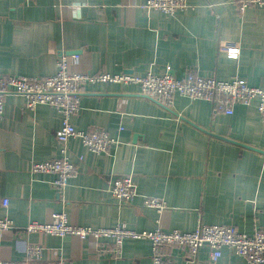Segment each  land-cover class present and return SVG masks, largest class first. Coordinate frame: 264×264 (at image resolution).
I'll list each match as a JSON object with an SVG mask.
<instances>
[{"label": "crops", "instance_id": "obj_1", "mask_svg": "<svg viewBox=\"0 0 264 264\" xmlns=\"http://www.w3.org/2000/svg\"><path fill=\"white\" fill-rule=\"evenodd\" d=\"M141 0H0V74L47 76L67 56L83 72L163 73L187 71L264 85V7L240 11L234 0H187L174 14L146 11ZM220 41L237 42V58ZM73 54L78 60L73 61ZM81 110L71 118L80 130L99 128L117 140L94 153L78 138L66 142L74 174L57 189L50 173L30 171L32 161L61 156L55 132L61 114L22 95L4 98L0 123V219L13 227L0 234V257L18 260L32 245L42 247L29 264H152L151 243L126 237L116 248L110 237H62L25 233L30 221L47 223L64 212L76 226L135 231H191L198 221L233 225L247 234L264 229V113L236 104L216 112L203 99L175 94L169 106L138 93L135 84H84ZM131 174L137 194L118 204L105 188L113 176ZM161 199L162 210L144 198ZM7 199L6 206L1 200ZM172 264H251L223 247L211 261L208 247L189 257L163 246ZM264 264V262L262 263Z\"/></svg>", "mask_w": 264, "mask_h": 264}, {"label": "built area", "instance_id": "obj_2", "mask_svg": "<svg viewBox=\"0 0 264 264\" xmlns=\"http://www.w3.org/2000/svg\"><path fill=\"white\" fill-rule=\"evenodd\" d=\"M237 9L242 11L246 7H264V0H234ZM140 7L146 11H160L164 14H174L187 7V0H141ZM219 47L224 55L237 58L240 54V45L232 41H220ZM73 54V61L78 60ZM71 61L67 56L57 61L56 71L47 76H16L0 74V123L3 118L4 98L15 93L25 98L26 107L30 110L38 104H46L55 108L61 114L60 127L55 132V138L61 143V156L43 161H32L30 171L35 173H50L54 175L52 184L57 189H63L68 179L74 174V164L66 155V142L71 138H78L81 143L94 153L107 151L117 143L105 130L94 128L80 130L73 126L71 118L81 110L80 95L84 84L117 83L122 85L135 84L138 93L169 106L175 94L191 100L203 99L208 101L212 109L225 114L233 113L236 104L254 105L259 113H264V85L252 86L239 77L221 80L215 77L203 76L194 71H187L183 77H177L166 67L163 73L146 71L137 73H88L71 68ZM105 192L113 197L118 204H130L137 194V184L131 174L113 176L108 179ZM146 207L162 210L164 202L154 196H146L143 200ZM7 199L1 200L6 206ZM52 219L47 223L30 221L23 230L25 233H44L55 236L75 235L85 237H110L116 248L122 240L130 238H146L150 240L152 264H172L164 256L163 246H178L185 249L189 257H195L197 251L208 247L211 261L221 256V250L226 247L235 254L245 258L251 264L264 262V229L255 230L252 234L239 231L233 225L206 224L198 221L191 231L177 229L164 230L156 227L152 231H135L124 224H117L109 228H93L76 226L68 222L64 212H54ZM14 228L8 217L0 219V234ZM42 247L32 245L25 250L23 258L18 260L0 257V264H29L31 260L41 257ZM57 264H73L65 259H58Z\"/></svg>", "mask_w": 264, "mask_h": 264}]
</instances>
